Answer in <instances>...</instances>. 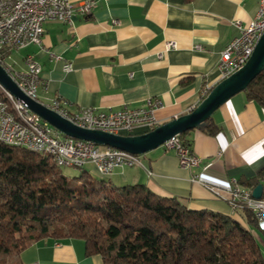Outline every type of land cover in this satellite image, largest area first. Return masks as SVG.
<instances>
[{
    "label": "crops",
    "instance_id": "1",
    "mask_svg": "<svg viewBox=\"0 0 264 264\" xmlns=\"http://www.w3.org/2000/svg\"><path fill=\"white\" fill-rule=\"evenodd\" d=\"M257 4L258 0H96L91 13L74 16L71 25L45 22L41 45L13 53L18 64L12 66L23 69L22 57L34 56L46 84V90H38L39 102L61 98L59 103L70 112L140 106L155 98L161 106L154 115L162 124L195 107L204 90L220 80V52L237 34L233 22L246 27ZM167 42L175 47L165 51ZM48 52L61 59L52 60ZM64 63L70 64L68 71ZM211 119L218 134L191 130L187 135L191 151L200 159L196 171L181 168L173 151L158 147L142 155L140 164L117 168L106 178L116 186L142 183L156 194L185 198L190 209L226 214L245 224L242 211L231 207L228 189L233 179L239 183L264 167V157L256 160L259 150H253L264 142V108L240 92ZM144 132L139 127L132 135ZM245 157L256 162L249 165ZM256 238L264 255V229ZM20 258L23 264H102L97 255L84 256L78 239H43Z\"/></svg>",
    "mask_w": 264,
    "mask_h": 264
},
{
    "label": "trees",
    "instance_id": "2",
    "mask_svg": "<svg viewBox=\"0 0 264 264\" xmlns=\"http://www.w3.org/2000/svg\"><path fill=\"white\" fill-rule=\"evenodd\" d=\"M241 93L264 108V69ZM201 131L215 136L219 129L210 117ZM189 132L178 137L191 147ZM77 169L69 176L48 154L0 142V264H23L21 253L43 239L81 240L84 256L102 264H264L256 238L263 229L246 207L238 208L241 224L145 184L116 186ZM263 182L264 167L239 185Z\"/></svg>",
    "mask_w": 264,
    "mask_h": 264
},
{
    "label": "built area",
    "instance_id": "3",
    "mask_svg": "<svg viewBox=\"0 0 264 264\" xmlns=\"http://www.w3.org/2000/svg\"><path fill=\"white\" fill-rule=\"evenodd\" d=\"M95 5L96 0H82L78 3H72L70 0H0V39L7 43V50L10 51H22L28 46H40L45 22L58 21L71 25L74 16L89 15ZM233 25L237 29V34L226 43L220 52L218 62L220 80L236 71L248 60L258 38L264 32V0H258L255 15L246 27H243L239 21H234ZM174 47V42H167L165 51ZM48 55L52 60L61 59L53 53L48 52ZM8 61L10 60H5L0 55V65L26 96L35 100L31 97V90H46L45 81L41 78V67L33 55L27 54L22 57L23 75L11 73L10 64L18 63ZM63 69L68 71L70 64L64 63ZM1 89L2 92L14 97L2 86ZM208 89L204 90V94ZM58 100L64 99L54 98V102L40 103L75 125L87 129L132 135L133 131L139 127L147 132L161 124L154 115V111L161 106V102L155 98L147 99L144 105L140 106L122 104L107 109L83 107L75 111L70 110V112L60 111ZM67 103L70 105L69 102ZM17 108L28 119V127H18L12 124L10 118L7 117L6 107L0 105V142L8 145H11V142L34 144L42 149V153L50 155L59 167L92 166L101 176H109L117 168L128 167L122 162V154L131 153L64 136L39 119L18 99ZM160 147L173 151L181 168L193 172L199 168L200 159L190 147L181 144L178 136L165 141ZM131 155L137 157L141 163V156ZM197 176L195 173L193 179ZM262 185V194L259 199L252 197V189L240 186L234 179L228 193L232 209L246 207L253 214L258 225L264 229V182ZM208 189L217 196L220 195L217 188L208 186Z\"/></svg>",
    "mask_w": 264,
    "mask_h": 264
},
{
    "label": "water",
    "instance_id": "4",
    "mask_svg": "<svg viewBox=\"0 0 264 264\" xmlns=\"http://www.w3.org/2000/svg\"><path fill=\"white\" fill-rule=\"evenodd\" d=\"M264 69V32L258 38L248 60L236 71L219 80L199 103L188 112L164 122L154 129L138 135H122L98 129L79 127L56 112L48 109L40 102L26 96L0 65V85L22 102L28 110L35 114L58 132L67 137L89 141L98 145L142 156L158 147L165 141L191 131H201L206 121L232 96L242 92L249 83ZM263 185H256L251 192L255 199L262 194Z\"/></svg>",
    "mask_w": 264,
    "mask_h": 264
},
{
    "label": "bare ground",
    "instance_id": "5",
    "mask_svg": "<svg viewBox=\"0 0 264 264\" xmlns=\"http://www.w3.org/2000/svg\"><path fill=\"white\" fill-rule=\"evenodd\" d=\"M18 51H10L7 50V43L3 42L0 39V55L7 60L13 53ZM10 72L14 75H23V69H15L12 64H10ZM38 96V90H31V97L35 98L36 101ZM39 102V101H38ZM49 102H54V98L50 99ZM0 105L6 107L7 117L10 118L12 124L18 127H28V119L23 116L22 111L17 108V99L11 97V95L6 92H2L0 85ZM58 107H60V111L68 112L63 108V106L58 101ZM11 145L21 147L27 149L32 152L42 153V149L34 146V144H29L28 142H11ZM122 162L128 166L132 167L134 165L140 164V161L137 157H133L131 154H122ZM81 168V167H79ZM96 171V169H94Z\"/></svg>",
    "mask_w": 264,
    "mask_h": 264
},
{
    "label": "clouds",
    "instance_id": "6",
    "mask_svg": "<svg viewBox=\"0 0 264 264\" xmlns=\"http://www.w3.org/2000/svg\"><path fill=\"white\" fill-rule=\"evenodd\" d=\"M228 106L230 109H232L234 111V106L231 104V102H229ZM253 150H259V155H257L256 160H259L260 158L264 157V142H261L258 145H254ZM245 160L247 163H249V165L256 162L255 160H248L247 157H245Z\"/></svg>",
    "mask_w": 264,
    "mask_h": 264
},
{
    "label": "rangeland",
    "instance_id": "7",
    "mask_svg": "<svg viewBox=\"0 0 264 264\" xmlns=\"http://www.w3.org/2000/svg\"><path fill=\"white\" fill-rule=\"evenodd\" d=\"M14 55L15 54H12L7 60H12V62L15 63V59H14ZM8 61V62H10ZM63 171L65 174L69 175V176H74L76 174H78L79 170L77 168H70V167H67V168H63ZM93 174V172H91Z\"/></svg>",
    "mask_w": 264,
    "mask_h": 264
}]
</instances>
